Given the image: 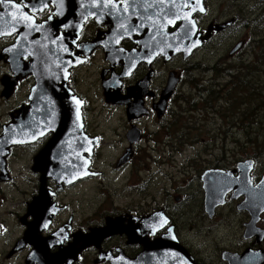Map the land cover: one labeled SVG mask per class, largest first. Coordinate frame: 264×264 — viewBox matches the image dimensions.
<instances>
[{"label": "flooded vegetation", "instance_id": "1", "mask_svg": "<svg viewBox=\"0 0 264 264\" xmlns=\"http://www.w3.org/2000/svg\"><path fill=\"white\" fill-rule=\"evenodd\" d=\"M30 1L0 0V11L4 2L27 9ZM252 1L256 7L249 9ZM39 3L35 13L31 10L27 13L36 24L53 26L52 33L48 29L46 37L55 40L61 50L58 53L62 68L60 82L56 80L54 91L49 92L51 97L68 92L74 102V137L68 132L63 133V138L67 150L74 152L76 162H58L50 157V162L39 164L37 157L42 156L41 152L54 136L51 130H39L28 136L19 134L17 143L6 148L4 160L1 135L4 128L10 123L17 127L36 123L25 116L36 113L30 96L37 80L32 69H18L9 62V55L2 54L6 47L15 44L18 33L0 36V103L5 106L4 101L11 100L6 119L4 115L0 119V210L8 207L6 185H15L18 170L23 205L14 226L17 234L10 235L8 216L0 214V264H116L120 257L128 260L138 257L145 249L143 241L154 242L169 227L191 256L192 264H264V197L254 207L244 194L246 188L258 186L264 177V148L232 151L222 147L198 151L191 160L177 158L183 153V145L198 142L201 131L193 124L195 116L191 120L187 118L184 126L182 114L209 111L217 116L226 101L242 103L236 95L239 90L233 89L238 84L233 82L236 66L229 63L227 68H222L218 66L222 61L214 62L204 68V77L199 79L191 71L200 61L197 53L205 46L217 44L225 33L235 28L239 32L237 25L242 18L239 12L247 17L243 26L247 27L251 41L262 42L264 27L261 32L259 27L264 25V13L255 12L264 6V0H197V6L193 0H39ZM211 3L216 4L214 12L219 14L208 18ZM172 7L176 14L171 13ZM189 9L193 11L191 20L196 32L193 39H200V46L187 56L161 52L166 45L170 47L171 35L181 27L183 13ZM225 12L227 15L222 14ZM231 19L234 22L227 28L213 30ZM254 26L258 31L251 34ZM209 28L211 34L204 39ZM194 58L197 59L193 61ZM30 59L29 53L21 56V65L25 67ZM178 60L193 64L186 71L185 67H178ZM6 76L14 81V90L7 98L2 95L5 88L2 80ZM184 83L197 93L180 92ZM223 86L232 89L230 94L220 93ZM52 99L59 102L56 97ZM234 119L232 128L240 131L241 120ZM228 133L229 130L221 133L225 134L224 139L230 137ZM157 152L160 153L152 155ZM105 156L111 159L106 162ZM249 160L253 163L249 170L251 184L247 185L239 181L238 164ZM141 163L155 166L150 181L140 179ZM74 166L79 171H74ZM57 167L62 173L53 172ZM175 168L184 177L187 170H192L200 185L197 219L178 220V205L186 208L190 203L185 194L188 180L182 182L181 193L177 189L173 194L165 190L159 198H133L131 203L120 207L113 199L109 201L108 194L94 208L95 190L91 187L96 181L105 183L108 172L117 177L124 191L139 195L154 188L159 174H169ZM42 169L48 170L44 173ZM210 170L220 174L218 190L223 195V200L216 199L218 204L212 210L205 207L204 189L205 175ZM34 205H40L35 213ZM159 215L167 219L164 227L154 231L152 227L144 229L145 218L157 219ZM108 223L115 232L97 242L95 229Z\"/></svg>", "mask_w": 264, "mask_h": 264}, {"label": "water", "instance_id": "2", "mask_svg": "<svg viewBox=\"0 0 264 264\" xmlns=\"http://www.w3.org/2000/svg\"><path fill=\"white\" fill-rule=\"evenodd\" d=\"M193 1L195 2V6H197V0ZM11 4L9 2H4L2 6L3 10L0 11V36H4V34L15 33H18V36L16 38L15 44L6 47L3 50L2 54L9 55V62L12 61V64H14L15 67H19L18 69H25L27 71H29V69H32V73L36 76L37 85L34 88L33 94H31L30 96L33 104L35 103L36 113L32 114L30 117H28L29 114L25 116L26 119H32L36 123H24V125L21 124V129L19 131L17 130V128L20 127H17V125H14V123H10L7 127L4 128L3 133L1 134L3 158L5 156V153L7 152L6 148L9 147L10 144L17 143L19 134L28 136L34 134L39 130H51L54 133V136L48 141V143L46 144L47 146L41 152L42 156L37 157V159H40L39 164H41V162L42 164H44L46 161V163H48L51 160H56L58 162H68L69 160H73V162L75 163L76 161L74 152L72 151L70 153V150H67V144L63 138V133L67 135L68 132L72 134L71 138L74 137V131L76 128V108L74 102L72 101L71 96H69L68 92L67 94H64L62 92L63 94L59 93L53 95V97L59 99V102L52 99V94L51 92H49L52 90L54 91L55 86L53 85V83L56 80H59V76L61 74V67H59L58 62L61 55L58 53L61 50L60 48H57L58 44H55V40H50V38L46 37V34H48L47 30L51 29L52 33L53 26H49L47 24L38 25L34 21V18L31 15H28L29 13H27V10H31L33 13L37 11L38 6L40 5L39 0H31L30 2H28L27 9H23L17 5ZM190 6L191 4H189V7ZM198 6L201 8V5ZM170 10L172 11V14H176V12L174 11V7H172V9ZM191 10L189 9L187 11H184L182 17L183 23L181 24V27L177 31L173 32V35H171L169 43L170 47L168 48V45L165 44L166 46L160 49L161 52L164 53L172 51L173 54L183 53L184 56H187V54H190L193 49L200 46V39L196 41H194L193 39L194 33L196 32L194 23L191 20V16L193 13V11ZM233 22L234 19L228 20V22L226 23H221L216 27H213V30L219 31L225 29ZM78 27H80V25ZM206 32L207 35H205L204 39H207L210 36V28L207 29ZM242 45V41L237 43L230 50L229 54L233 55L236 51L241 49ZM63 51L65 50L63 49ZM28 53L30 54L31 59L29 61V64H25L26 66L23 67L21 65L22 62L20 63V57L28 55ZM12 81L13 80L7 76L2 80V83L5 87L2 95L5 98L10 96L14 90V81ZM60 88H62V86H60ZM54 93H56V91ZM252 163L253 161L249 160L246 163L238 164V172H240L239 181L245 182L247 183V185L251 184L249 182V170ZM245 167L246 169H244ZM46 170L48 169H42L44 173L46 172ZM75 170L79 171L76 166H74V171ZM217 176H220V174L212 170L208 171L205 175V207L208 210H212V208L216 204H218L216 203L218 200H223V195H219L218 189L220 188L221 184H219L220 181L217 180ZM244 194L247 197V202L251 201L254 207H256V205L261 202H259V200L264 197V177L261 179L258 186L252 187L251 189L246 188ZM222 202L223 201H220V203ZM39 206L40 205H34V213L37 208H39ZM259 210H257L255 213L258 214ZM157 217V219H155L154 216L153 218H145V220H143V226L145 227L144 229H149V227H152L154 231V229H159L167 224L166 218L162 219L160 215ZM114 230L113 226L108 223L106 227L95 229L94 237H96V241L98 242L99 240L104 238V236H107V234H110L112 232L114 233ZM143 243L145 249L138 257L132 260L120 257V260L117 261L116 264H192L191 256H189L186 252V249L179 244L175 234L173 233L172 227H169L166 234L161 238L156 239L154 242L149 243L143 241ZM75 250L77 252L79 251V249ZM70 252L72 255V251ZM238 259H240L242 263L245 262L243 258ZM229 260L231 261V257H229Z\"/></svg>", "mask_w": 264, "mask_h": 264}, {"label": "rangeland", "instance_id": "3", "mask_svg": "<svg viewBox=\"0 0 264 264\" xmlns=\"http://www.w3.org/2000/svg\"><path fill=\"white\" fill-rule=\"evenodd\" d=\"M211 13L208 15V18L217 16L219 13L214 12L216 8V4L211 3ZM249 9L251 7L255 8L254 2L252 1L249 5ZM242 18H240V22L237 25V29L239 32H237L236 28L231 30L228 33H225L223 36L219 37L217 44H210L207 47L203 49V51L198 52L196 56H198L200 61L197 63L200 67L194 68L191 71L194 73L193 76L196 78H203L204 74L203 71L204 68L208 65H211L214 62H221L218 66L222 68H227L226 65L229 63L233 65L232 67L236 66L237 71L234 72V81L236 83H239V81H243V75L246 79L250 80V89L254 93H257V97H254L251 99V97L248 95L247 89H241L240 87L237 88V91L239 90V93H237V97H239V101L242 102L238 105L233 103L232 101H226L227 104H224L220 110L217 112V116H213L212 114L205 113L204 111L202 113L196 111L195 113L191 114L190 111H187L186 114H182L181 120L182 123H184V126L187 124V118L190 120L196 118V122H193L195 126H199V135H198V142L194 145L186 144L183 145V153L180 154L177 158L178 161L191 160L193 159L191 156L197 155L198 151H204L209 149H221L226 148L232 151H235L237 148H251V147H263L262 144L264 139V130L258 128L259 124H257L258 120L260 123L264 122V103L261 104L260 100L264 101V65H262V60L264 59V48H259L255 45L254 41H251L249 32L247 30L246 26H243V24H246L247 17L242 14V12H239ZM255 13L263 15L264 13V6L256 11ZM223 15H227L226 12L222 13ZM264 27L260 26V32L261 29ZM251 34L258 31V29H255V26L251 28ZM255 36V34L253 35ZM243 38V46L241 50L236 52V57H231L233 55L230 53V48L236 43L237 39ZM245 42V43H244ZM260 57V58H258ZM197 58H194L196 60ZM221 59V60H220ZM192 62H178V67L183 66L185 67L186 71L190 69V66L193 64ZM226 62V63H223ZM198 71V72H196ZM202 73V75H201ZM207 77V76H206ZM241 79V80H240ZM222 81V80H221ZM223 82V81H222ZM181 91L183 93H193L194 95L197 93L195 90H190L189 84L184 83L181 87ZM227 89V90H226ZM230 89L226 86H223L220 90V93L224 95L229 94L228 90ZM233 95V93H232ZM225 97V96H224ZM244 98V99H243ZM8 100V99H7ZM198 102H201L200 99H197ZM226 100V98H225ZM230 100V99H228ZM5 106L1 105L0 103V119L1 116L4 115L3 119H6L7 114V108L11 104V100L4 101ZM254 111V112H253ZM257 115L255 118L254 124L250 125L252 122V117ZM240 119L241 125L243 126L240 131L236 130L234 127L232 128L231 121L232 119ZM235 120V119H234ZM190 122V121H189ZM191 124V123H190ZM253 126V127H249ZM192 125V124H191ZM220 130V132L218 131ZM226 130H229L230 137L227 139H224V135L221 134L222 132H226ZM246 132H250V136L252 138V141H247V136H245ZM259 134V136L256 135ZM221 134V135H219ZM247 134V133H246ZM214 137L216 140L213 141ZM256 137H258L256 139ZM262 138V139H261ZM204 139V140H202ZM209 139H211L210 142ZM239 141V142H238ZM256 141V144L254 143ZM242 145V146H241ZM160 152L153 153L152 155L159 154ZM206 154H202V156H205ZM111 159V156H105V161L108 162ZM170 158H168V161ZM205 160H210V158H207ZM177 161V160H175ZM174 161V162H175ZM151 164L149 163H141V172H140V179L141 180H148L150 181L152 178L151 171H155V166H149ZM203 165V164H202ZM108 167V166H107ZM151 167V168H150ZM110 169V167H108ZM106 170V167H105ZM167 171V170H166ZM107 172V171H106ZM16 173V178L14 179L15 185L10 186V184L6 185V194H7V205L8 207L3 208L4 210H0V214L4 216H8L9 219V229H10V235L17 234V231L14 229V226H17V212H21L23 209L22 205V195L18 190V178L20 176V170H18ZM187 175L184 177L182 174L178 173L177 168L171 170L169 174L161 173L156 177V181L158 182L156 185H154V188L145 189L141 192V194L137 195L135 193H131L130 191H124V186L116 181L117 177H113L111 173H107V178L105 179V183H102L100 181H96L95 184L92 185V190L95 191L94 196V208L99 207L102 202L106 199V197L109 194V201L110 199H113L115 202V205L120 207L122 205H125L127 203H131L133 201V198L136 200L139 198L140 200L142 198H146L147 200H150L151 196H154L155 198H159L162 193L166 190L169 193H175L176 189L177 191H180L183 188L182 182L184 180H188L187 185V191H185V194L190 198L189 206L187 205L186 208H181V205H178V209L180 211L177 212L179 218L178 220H189V219H197L200 214V209L197 206L196 202H198L200 206V197H199V183L194 178L195 174L192 170H187ZM191 180V181H190ZM119 191V193L117 192ZM125 193L126 195H122ZM171 194V195H172ZM161 200V199H160ZM160 203V201H157ZM161 204V203H160ZM0 209H2V206H0ZM183 215H181V214ZM189 214V215H188Z\"/></svg>", "mask_w": 264, "mask_h": 264}, {"label": "trees", "instance_id": "4", "mask_svg": "<svg viewBox=\"0 0 264 264\" xmlns=\"http://www.w3.org/2000/svg\"><path fill=\"white\" fill-rule=\"evenodd\" d=\"M253 41L256 43V45H258L259 48H264V40H262V42H261V39L260 40H253ZM259 42H261V43L259 44ZM261 45H263V46H261ZM262 65H264V63H262ZM197 66L198 65L195 64V68H197ZM242 79H243V81L241 80L236 86H234V88H233L234 89V92H236L237 91V88L240 87L241 89H247L248 90V95L251 97V99H253L254 97H257L258 94L257 93H254L253 94V92L250 89V85H249L250 84V80L246 79L244 77V75H243V78ZM228 90L231 91L232 89H228ZM230 91H229V94H230ZM234 92H233V94H235ZM260 101H261V104L264 103L263 100H260ZM256 117H257V115H255V116L252 117V122H251L250 125H253L254 124V121L253 120H255ZM257 124H259V127L258 128L264 130V122L263 123H260V121L258 120ZM250 125H249V127H253V126H250ZM250 134H251L250 132H247V135H246V136H248L247 141H252V138H251ZM257 138L258 137H256V139ZM263 139H264V136H263ZM254 143L256 144V141ZM262 144L264 145V141H263Z\"/></svg>", "mask_w": 264, "mask_h": 264}, {"label": "bare ground", "instance_id": "5", "mask_svg": "<svg viewBox=\"0 0 264 264\" xmlns=\"http://www.w3.org/2000/svg\"><path fill=\"white\" fill-rule=\"evenodd\" d=\"M261 15V14H260ZM209 67V66H208ZM227 70V69H226ZM222 71V70H221ZM194 72V71H193ZM196 72H198V71H196ZM210 72V71H209ZM228 72V71H227ZM199 73V72H198ZM208 73V72H207ZM206 73V74H207ZM229 73V72H228ZM194 74V73H193ZM210 74V73H209ZM201 75H202V73H201ZM224 75V74H223ZM213 77H214V75H213ZM215 78V77H214ZM202 80V79H201ZM212 80V79H211ZM200 81V80H199ZM207 82V81H206ZM203 83V82H202ZM262 139V138H261ZM239 142V141H238ZM242 146V145H241ZM53 172L55 173V174H57V173H62V169L61 168H59V167H57V168H55L54 170H53ZM66 172V171H65Z\"/></svg>", "mask_w": 264, "mask_h": 264}]
</instances>
